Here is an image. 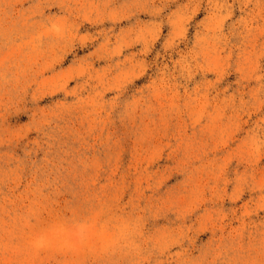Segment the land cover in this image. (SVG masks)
Masks as SVG:
<instances>
[{
    "label": "rangeland",
    "instance_id": "rangeland-1",
    "mask_svg": "<svg viewBox=\"0 0 264 264\" xmlns=\"http://www.w3.org/2000/svg\"><path fill=\"white\" fill-rule=\"evenodd\" d=\"M0 264H264V0H0Z\"/></svg>",
    "mask_w": 264,
    "mask_h": 264
}]
</instances>
